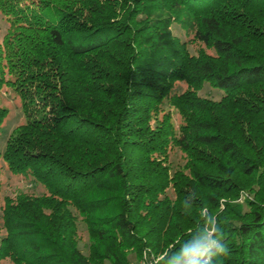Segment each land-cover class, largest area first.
I'll return each instance as SVG.
<instances>
[{
	"label": "trees",
	"instance_id": "trees-1",
	"mask_svg": "<svg viewBox=\"0 0 264 264\" xmlns=\"http://www.w3.org/2000/svg\"><path fill=\"white\" fill-rule=\"evenodd\" d=\"M0 17V136L5 88L26 117L0 152V264H182L209 231L228 254L208 264H264V0H0ZM3 168L32 193L2 197Z\"/></svg>",
	"mask_w": 264,
	"mask_h": 264
},
{
	"label": "rangeland",
	"instance_id": "rangeland-1",
	"mask_svg": "<svg viewBox=\"0 0 264 264\" xmlns=\"http://www.w3.org/2000/svg\"><path fill=\"white\" fill-rule=\"evenodd\" d=\"M0 25L5 31L7 25L5 21L0 17ZM173 33L175 36L179 37L182 41L189 42V49L190 51L197 52L199 49L202 48L197 42L193 41V36H188L181 30L178 26L173 27ZM208 52V51H207ZM199 97L204 99H210L213 101H218L224 95V92L213 88L211 85L206 84L203 88L198 92ZM2 106L8 110L7 118L3 124V131L0 136V152L3 151L6 141L10 134L14 131L16 127L22 125L26 121V117L23 113L21 108V102L18 96L12 91L10 88H5L2 92ZM172 120L175 127L176 132H179L180 126V117L177 115L176 111H172ZM176 136H179L178 133H175ZM167 162L171 164V167L174 170L181 167L183 164L182 154L176 149L175 144L170 145ZM2 182V197L10 196L15 197L17 194L22 193H32L29 189V185L19 177H15L11 175L6 168L2 170L1 176ZM79 235L81 239L79 240L80 249L83 251L84 254L88 255L89 253V241L88 235L86 232V228L84 225L79 226ZM219 248V242L213 238V231L208 232V236L205 239V244L202 245L199 249H207L204 255L197 257L194 261L190 259V256L182 263V264H208L212 258V256L216 253L217 249ZM161 259H156L157 261ZM130 264H147L141 258L136 256L135 254L131 253L129 257ZM151 264V263H148Z\"/></svg>",
	"mask_w": 264,
	"mask_h": 264
},
{
	"label": "clouds",
	"instance_id": "clouds-1",
	"mask_svg": "<svg viewBox=\"0 0 264 264\" xmlns=\"http://www.w3.org/2000/svg\"><path fill=\"white\" fill-rule=\"evenodd\" d=\"M207 249H196L190 254V259L193 261L199 257L205 254ZM217 256L222 257L228 254V247L225 243L221 244V246L216 251ZM222 264V261H221Z\"/></svg>",
	"mask_w": 264,
	"mask_h": 264
}]
</instances>
